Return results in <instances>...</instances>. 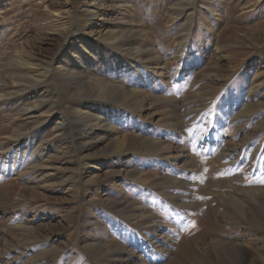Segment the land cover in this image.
<instances>
[{
  "label": "rangeland",
  "instance_id": "rangeland-1",
  "mask_svg": "<svg viewBox=\"0 0 264 264\" xmlns=\"http://www.w3.org/2000/svg\"><path fill=\"white\" fill-rule=\"evenodd\" d=\"M0 264H264V0H0Z\"/></svg>",
  "mask_w": 264,
  "mask_h": 264
},
{
  "label": "bare ground",
  "instance_id": "bare-ground-1",
  "mask_svg": "<svg viewBox=\"0 0 264 264\" xmlns=\"http://www.w3.org/2000/svg\"><path fill=\"white\" fill-rule=\"evenodd\" d=\"M46 71H47V70H46ZM48 73H49V72H48ZM58 75H59V76H61V74H60V73H59ZM47 76H48V75H47Z\"/></svg>",
  "mask_w": 264,
  "mask_h": 264
}]
</instances>
